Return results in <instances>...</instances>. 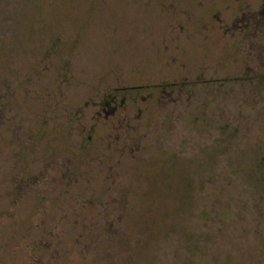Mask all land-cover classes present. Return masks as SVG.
<instances>
[{"label": "rangeland", "instance_id": "obj_1", "mask_svg": "<svg viewBox=\"0 0 264 264\" xmlns=\"http://www.w3.org/2000/svg\"><path fill=\"white\" fill-rule=\"evenodd\" d=\"M0 264H264V3L0 0Z\"/></svg>", "mask_w": 264, "mask_h": 264}, {"label": "flooded vegetation", "instance_id": "obj_2", "mask_svg": "<svg viewBox=\"0 0 264 264\" xmlns=\"http://www.w3.org/2000/svg\"><path fill=\"white\" fill-rule=\"evenodd\" d=\"M261 3H264V0H260ZM177 82L174 80L168 81V82H164L161 83L162 85H167L166 87L162 86L161 88H165V90L167 89V87L169 86H174ZM126 95H123V97H121L120 99H118L117 95L114 93H106V95L101 99L100 101V109L103 110L105 116H109L111 114H113L117 109H118V102L120 103V105L122 106L124 104V102L126 101L125 98Z\"/></svg>", "mask_w": 264, "mask_h": 264}]
</instances>
